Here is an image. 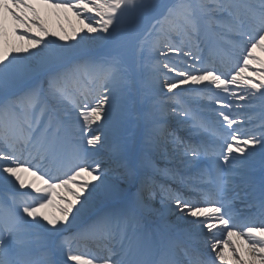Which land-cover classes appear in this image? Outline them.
Listing matches in <instances>:
<instances>
[{"label": "snow or ice", "instance_id": "snow-or-ice-1", "mask_svg": "<svg viewBox=\"0 0 264 264\" xmlns=\"http://www.w3.org/2000/svg\"><path fill=\"white\" fill-rule=\"evenodd\" d=\"M0 264H264V0H0Z\"/></svg>", "mask_w": 264, "mask_h": 264}]
</instances>
